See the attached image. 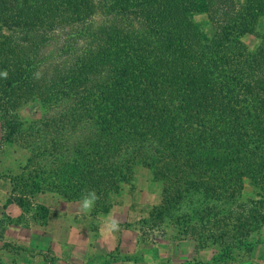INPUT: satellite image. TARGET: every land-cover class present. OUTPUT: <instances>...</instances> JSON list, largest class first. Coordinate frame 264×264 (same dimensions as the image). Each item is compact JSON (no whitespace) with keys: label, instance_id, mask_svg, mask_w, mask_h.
I'll use <instances>...</instances> for the list:
<instances>
[{"label":"trees","instance_id":"obj_1","mask_svg":"<svg viewBox=\"0 0 264 264\" xmlns=\"http://www.w3.org/2000/svg\"><path fill=\"white\" fill-rule=\"evenodd\" d=\"M262 14L264 0H0V145L26 150L31 169L15 186L95 193L98 203L139 163L163 180L153 217L185 199L172 218L209 244L211 264L257 243L264 33L253 27ZM245 33L256 38L250 50ZM29 102L37 118L21 115ZM244 182L252 195L241 194Z\"/></svg>","mask_w":264,"mask_h":264},{"label":"crops","instance_id":"obj_2","mask_svg":"<svg viewBox=\"0 0 264 264\" xmlns=\"http://www.w3.org/2000/svg\"><path fill=\"white\" fill-rule=\"evenodd\" d=\"M82 203L76 198L60 199L46 206L42 220L35 215V207L26 211L17 202L1 205L10 220L0 232V264H166L151 255L148 243L138 239L126 216L115 233L111 227L115 219L91 214ZM259 234L263 235L262 231ZM154 245L155 255L166 257L168 264H201L194 249ZM209 258L211 251L206 256ZM232 258L219 264H264V241Z\"/></svg>","mask_w":264,"mask_h":264},{"label":"rangeland","instance_id":"obj_3","mask_svg":"<svg viewBox=\"0 0 264 264\" xmlns=\"http://www.w3.org/2000/svg\"><path fill=\"white\" fill-rule=\"evenodd\" d=\"M189 15L188 19L197 32L205 36H208L211 33V29L206 23L203 14L193 11ZM253 31L259 34L264 33V14L256 20ZM241 41L250 50L255 44L256 38L254 33H245L241 36ZM20 113L29 119L37 118L38 105L34 102H29L20 107ZM27 157V151L16 144L0 145V232L10 220L9 216L1 209V205L4 206L9 202H17L22 205L26 211H31V209L35 207V215L42 220V216L46 211V206H49L52 203H57L60 199L63 200V198H65L61 193L52 189H47L46 187L37 191L30 189L28 186L22 187V190L20 187L17 188L15 186V179L17 176L22 178V183H20V185H25V179L28 176V173L26 172L27 170H31L30 165L24 168ZM39 163L43 164L46 168H51L53 166L52 164H49L47 159H41ZM32 173L29 174V177L34 178V174ZM162 186V179L154 178L149 168L136 163L132 165L127 174L125 183L121 186V190L116 195L112 192L109 193L104 200H100L98 203L94 201L89 211L91 214L98 213L99 215L108 217V219H115V233L120 231V227L118 226L120 225L119 221L126 216L127 224L135 230L139 240L148 243L147 247L149 248V252H151L152 256H156V260L160 263L166 262V264H168V260L164 256L155 255L154 244L156 243H160L162 246L169 249H194L200 254L199 257L201 264H211V258L206 259L209 251H211L212 255V248L209 244L207 242L202 244H199V242L196 243L191 238V234H181V226L175 223V220L172 218L183 209L181 203H185V199L182 200L181 203L179 202L182 209L180 207L179 209H176L178 207L177 205H167L158 217H153L156 209L161 208L162 205ZM252 193H254L253 189L244 182V188L241 194L252 195ZM66 198L68 197L66 196ZM69 198L84 200L85 198L90 199L91 197L76 195ZM193 198H196V196L193 195ZM193 198L191 199L192 201H194ZM228 203H230V201L225 200L221 202V206H218L217 208H225L229 205ZM113 210H115L114 213ZM140 219H143L144 221L141 222ZM261 231L263 235H259V240L263 242L264 224L260 228V232ZM241 250L233 251L229 259L232 257V259L238 257ZM128 254L133 258L137 256L136 253ZM121 256L126 258L125 254H121ZM115 257H119V255L115 254Z\"/></svg>","mask_w":264,"mask_h":264},{"label":"clouds","instance_id":"obj_4","mask_svg":"<svg viewBox=\"0 0 264 264\" xmlns=\"http://www.w3.org/2000/svg\"><path fill=\"white\" fill-rule=\"evenodd\" d=\"M0 76H3L4 78H7L8 76V73L7 71H4V72H0ZM97 199L95 193H92L91 195V198H85L83 200V203H82V207L84 210H90V208L92 207L94 201ZM112 228H115L116 227V223L113 221L112 222V225H111Z\"/></svg>","mask_w":264,"mask_h":264}]
</instances>
